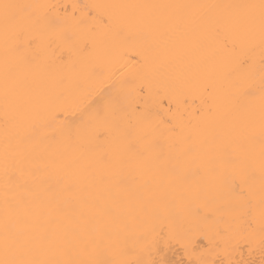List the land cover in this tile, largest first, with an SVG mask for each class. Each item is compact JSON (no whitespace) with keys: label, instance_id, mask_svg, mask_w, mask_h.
<instances>
[{"label":"snow or ice","instance_id":"1","mask_svg":"<svg viewBox=\"0 0 264 264\" xmlns=\"http://www.w3.org/2000/svg\"><path fill=\"white\" fill-rule=\"evenodd\" d=\"M83 8L93 20L92 30L97 26L118 29L123 46L116 53H106L117 63L155 59L176 34L198 33L212 40L216 47L209 48L202 61L206 71L211 73L221 52L234 58L233 67L219 77L229 86L227 106L219 102L217 78L208 75L200 107L194 112L182 111L179 101L173 109L172 95L165 90L156 94L152 104L146 102L143 106L122 108L111 104L105 110H89L85 105L79 109L78 120L68 121L65 113L72 111L66 107L71 95L69 85L77 77L79 88L95 73L99 66L93 59L96 42L77 43L55 14V5L0 0L4 146L0 264H168L152 258L153 251L158 250L162 240L181 243L184 236L175 223L169 224L166 232L157 223L161 210L153 207V200L160 197L153 193L148 198H137L132 219L144 229L141 239L149 244V258L127 259L129 252L122 243L127 224L119 209L109 203L107 186L115 183L126 187L127 170L133 164L154 169L161 159V141L169 149L164 158L171 161L173 150L187 154L196 139L204 159L196 164L193 174L201 175L204 184L193 195L204 194L213 183L219 184L239 202L243 216L253 217L259 176L258 212L264 249V0ZM101 8L125 10L127 23L111 12L96 14ZM133 35L137 40L130 42ZM257 47L261 57L258 86L254 83L257 76L253 55ZM81 60L89 61L87 70L80 65ZM237 77L253 82L243 84ZM168 87L183 94L182 85ZM257 96L258 113L252 107ZM238 113H242V120L237 118ZM153 115L160 119L153 121ZM257 121L261 145L258 168L252 151L255 136L241 131L244 125ZM49 131L54 134L49 136ZM37 143L47 145L51 151L40 157V163H33L30 146ZM85 160L91 161L89 167L73 173ZM57 161L59 168L53 173ZM169 173L177 179L185 178L180 174L179 159L171 164ZM149 191L145 185L144 192ZM168 215L172 218L170 204ZM184 246L188 250V244ZM189 264L209 262L201 258ZM214 264L226 262L218 259ZM227 264L255 262L229 259Z\"/></svg>","mask_w":264,"mask_h":264},{"label":"bare ground","instance_id":"2","mask_svg":"<svg viewBox=\"0 0 264 264\" xmlns=\"http://www.w3.org/2000/svg\"><path fill=\"white\" fill-rule=\"evenodd\" d=\"M21 3L55 5V14L64 21V27L70 31L77 43L85 41L96 42V55L93 58L99 65L81 87H76L74 81L69 85L71 95L66 107L72 111L65 113L68 121L79 119V109L87 106L89 110H105L111 104L118 107L143 106L146 102L152 104L156 94L167 90L173 98V109L176 101H179L182 111L194 112L200 107L201 98L204 96L203 83L208 75L217 78L218 99L222 107L227 106L229 86L227 82L219 79L220 74L230 70L234 64V58L230 53L221 52L212 71L205 70L202 63L203 57L209 48H215V43L206 36L198 33L186 35H173L167 46H162L155 59H149L146 63L135 60L130 63L123 61L117 63L114 56L107 55L118 52L123 46V39L118 34V29H105L97 26L92 30L93 20L88 17L84 5H126V4H245L259 3V0H17ZM111 12L118 16L122 23H127V13L121 9L96 10V14ZM83 16V22L81 17ZM134 32V29L129 28ZM137 37L133 35L130 42H135ZM134 55V53H130ZM258 86L260 68V51L257 47L253 53ZM80 65L87 70L89 61L81 60ZM127 65L126 67L124 65ZM243 83H252L247 77H237ZM3 80V53L0 47V87ZM182 85V93L178 95L177 89L168 87ZM142 90V91H141ZM234 91V89H233ZM187 98V103H184ZM258 113L259 97L253 102ZM73 112L75 114H73ZM42 116L45 114H41ZM242 120V113L237 114ZM160 117L152 116L153 121ZM43 130H41L42 133ZM242 134H254L255 141L252 151L256 157V166H259L260 136L258 121L253 125H244ZM54 133L48 132L51 136ZM58 135V133H56ZM199 139L193 143L187 154H177L172 151L171 161L164 157L168 154L167 145L161 141L162 155L154 169L149 170L133 164L127 170L128 183L126 187H118L115 183L107 186L110 197L109 203L116 206L122 214V220L127 224V232L122 243L126 246L129 255L125 258L148 259L147 241L141 239L143 227L132 216V211L137 203V198H148L155 193L153 207L161 210V219L157 222L167 231L169 224L175 223L178 231L184 236V241L177 243L172 240L166 243L164 240L154 250L152 258L163 259L168 264H189V261L205 259L209 264H214L218 259L254 261L261 264L264 260V249L261 247V226L259 221L258 201L260 199L259 176L257 175L254 200L257 203V211L253 217L243 216L239 202L231 199L223 188L216 183L204 194L193 195L201 190L204 184L201 175L193 174L196 164L204 159V153L198 151ZM3 99L0 90V221L4 212V175L2 167L3 155ZM33 153L32 162L40 163V157L51 151L44 144L30 146ZM179 159L180 174L184 179H177L169 173L172 163ZM90 160L82 161L73 169V173L79 174L87 169ZM60 162L51 169L53 173L59 168ZM27 166H31L28 164ZM148 185L151 191L144 192V186ZM103 187V186H102ZM171 205L172 218L168 215V206ZM119 221L116 226L119 227ZM211 242V243H210ZM238 242V251L235 247ZM188 244V250L185 249ZM219 245L218 247L216 245ZM159 249H162L160 251Z\"/></svg>","mask_w":264,"mask_h":264}]
</instances>
